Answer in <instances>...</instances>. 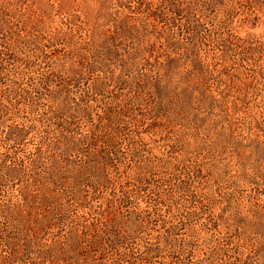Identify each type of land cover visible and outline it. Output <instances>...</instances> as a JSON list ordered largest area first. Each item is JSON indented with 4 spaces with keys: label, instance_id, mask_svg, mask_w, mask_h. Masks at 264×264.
I'll list each match as a JSON object with an SVG mask.
<instances>
[{
    "label": "rangeland",
    "instance_id": "374dc122",
    "mask_svg": "<svg viewBox=\"0 0 264 264\" xmlns=\"http://www.w3.org/2000/svg\"><path fill=\"white\" fill-rule=\"evenodd\" d=\"M0 264H264V0H0Z\"/></svg>",
    "mask_w": 264,
    "mask_h": 264
}]
</instances>
